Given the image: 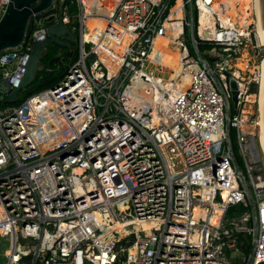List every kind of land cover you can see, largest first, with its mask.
I'll return each mask as SVG.
<instances>
[{
	"label": "built area",
	"instance_id": "1",
	"mask_svg": "<svg viewBox=\"0 0 264 264\" xmlns=\"http://www.w3.org/2000/svg\"><path fill=\"white\" fill-rule=\"evenodd\" d=\"M256 4L241 23L238 0H53L78 57L0 108L4 264H264L262 117L241 113L260 67L246 80L238 65L259 46ZM45 36L0 52V93Z\"/></svg>",
	"mask_w": 264,
	"mask_h": 264
},
{
	"label": "water",
	"instance_id": "2",
	"mask_svg": "<svg viewBox=\"0 0 264 264\" xmlns=\"http://www.w3.org/2000/svg\"><path fill=\"white\" fill-rule=\"evenodd\" d=\"M259 7V20L264 34V0H257ZM53 0H8L5 10L0 18V52L18 47L28 35L34 24H46V36L41 41L33 43L26 70L18 87L9 88L3 92V101L17 103L20 100L19 91L26 88L35 78L38 67L41 66V57L48 44L54 43L59 47L69 48L75 35L69 32L60 19L55 20L54 13L49 15L48 9ZM203 37L212 36L209 29L202 33ZM231 101L233 107L237 105V86L233 79L229 80ZM263 141H264V101H263Z\"/></svg>",
	"mask_w": 264,
	"mask_h": 264
},
{
	"label": "trees",
	"instance_id": "3",
	"mask_svg": "<svg viewBox=\"0 0 264 264\" xmlns=\"http://www.w3.org/2000/svg\"><path fill=\"white\" fill-rule=\"evenodd\" d=\"M173 1V0H172ZM75 39L71 42V46L67 49V52L56 56V49L54 50H45L41 57V67L38 68L34 80L24 89L20 90L18 95L20 97L19 102L17 103H7L3 101V98L0 97V108H4L10 105H18L28 96L39 92L42 89L50 87L56 84L60 79H62L67 68L77 59L78 49H77V34L75 33ZM56 48H59L58 45H54ZM65 51V50H64ZM250 92L257 93L256 83H251ZM1 94V93H0ZM1 96V95H0ZM232 140H233V131H232Z\"/></svg>",
	"mask_w": 264,
	"mask_h": 264
},
{
	"label": "bare ground",
	"instance_id": "4",
	"mask_svg": "<svg viewBox=\"0 0 264 264\" xmlns=\"http://www.w3.org/2000/svg\"><path fill=\"white\" fill-rule=\"evenodd\" d=\"M238 1L240 2L241 9L243 11L242 18H241L242 19L241 23H243V22L247 23L248 21L246 20V17L248 16V14L246 12V9H248V7H249L250 0H238ZM256 11H257V16H258L257 32H258L259 42H260L261 45H264V34H263V31H262V28H261V23H260V20H259L258 1H257V4H256ZM200 23L201 24H200L199 29H200L201 33H204L205 31L209 30V27H208L209 21H208L205 13H202L201 18H200ZM94 25H99V24H97L95 21H89L88 22V26L90 28H92ZM155 46H156V48H158V49H160L162 51H165L164 55H163V58H162L163 62L165 64H167L171 68H176L177 61H178L177 60L178 54H177V52H172V51L170 52V51L167 50V40L165 38H158L156 40V42H155ZM259 67H260V75H259V82H258L259 86H258L257 98H258L259 114L262 117L263 116V101H264V57L261 59ZM260 124H261L262 129H260V134H259L260 138H259V140H260L261 149H262V151L264 153L263 119L261 120V118H260ZM76 171H79V169H77ZM116 226L119 227L118 224Z\"/></svg>",
	"mask_w": 264,
	"mask_h": 264
},
{
	"label": "rangeland",
	"instance_id": "5",
	"mask_svg": "<svg viewBox=\"0 0 264 264\" xmlns=\"http://www.w3.org/2000/svg\"><path fill=\"white\" fill-rule=\"evenodd\" d=\"M251 18H252V15L249 17V19H251ZM256 33H257V39L259 41L258 32H256ZM253 44L255 45L254 42H253ZM54 45H55L54 43L48 44L46 46L45 50L56 49V56H60L61 54H64V52L65 53L67 52V49H65L63 47L56 48ZM263 57H264V45H261L260 42H259V46H257V47L253 46V45L252 46L248 45L245 47V51L243 52V56L241 57V59L238 61V65L241 67L242 76L246 80H249L252 76V73L257 71L256 66L259 67V63ZM247 63H248V68H245V65ZM40 67L41 66H39L38 68H40ZM258 82H259V77H258ZM256 85H257V90H258L259 84L257 83ZM257 93H258V91H257ZM257 93H255V96L250 97V101L242 106L243 112H241V113L243 115H246V116L251 115L252 116V115H255L258 113L256 111V108L258 107ZM251 94H253V93H251ZM0 95H1L0 96L1 98L4 97V94L1 93ZM231 103H232V101H231ZM231 114H233V115L237 114V111L233 107V103L231 104ZM253 131L255 133V129ZM257 165H259V164H257ZM6 244H7L6 241L3 240L2 238H0V246L2 247V250L6 247ZM4 262H5L4 259H0V264H4Z\"/></svg>",
	"mask_w": 264,
	"mask_h": 264
},
{
	"label": "flooded vegetation",
	"instance_id": "6",
	"mask_svg": "<svg viewBox=\"0 0 264 264\" xmlns=\"http://www.w3.org/2000/svg\"><path fill=\"white\" fill-rule=\"evenodd\" d=\"M36 26H37V25L34 24L33 28L36 27ZM71 44H72V43H71ZM71 44H70V46H71Z\"/></svg>",
	"mask_w": 264,
	"mask_h": 264
}]
</instances>
